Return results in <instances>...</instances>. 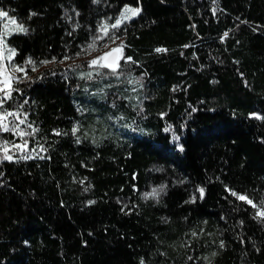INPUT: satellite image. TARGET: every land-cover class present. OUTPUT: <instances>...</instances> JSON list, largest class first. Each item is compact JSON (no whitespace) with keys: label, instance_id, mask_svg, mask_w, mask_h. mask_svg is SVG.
Listing matches in <instances>:
<instances>
[{"label":"trees","instance_id":"1","mask_svg":"<svg viewBox=\"0 0 264 264\" xmlns=\"http://www.w3.org/2000/svg\"><path fill=\"white\" fill-rule=\"evenodd\" d=\"M0 12L26 29L3 47L0 264H264V0Z\"/></svg>","mask_w":264,"mask_h":264},{"label":"rangeland","instance_id":"2","mask_svg":"<svg viewBox=\"0 0 264 264\" xmlns=\"http://www.w3.org/2000/svg\"><path fill=\"white\" fill-rule=\"evenodd\" d=\"M125 14L127 16L132 17L130 12H128V13L124 12V15ZM129 18H127V19H129ZM122 20H124V19H122V17H121V21ZM12 21H15V23H13ZM19 26H20V24H18L16 22V20L14 18L10 17L9 15L0 17V38L3 39V42L5 41V38L7 36H9L10 34L22 33L21 31L18 30ZM111 46L112 45H109V44H106V43H100L98 45V49H97L96 53L98 54V56H100L102 54H103V56H105V54L111 48ZM3 47H4V43H3V46H0V82L4 81V80H7L9 82L7 86H9L10 85L11 75L17 70L16 69H10L7 66L8 63L10 62V60L12 59L13 55H14V51L10 50V49H7V48H3ZM109 56L110 55L106 56V58L103 61L106 62V59ZM158 189L159 188H152L148 192L144 193V196L153 197V196H155L158 193ZM154 190H155V195H151L154 192Z\"/></svg>","mask_w":264,"mask_h":264},{"label":"snow or ice","instance_id":"3","mask_svg":"<svg viewBox=\"0 0 264 264\" xmlns=\"http://www.w3.org/2000/svg\"><path fill=\"white\" fill-rule=\"evenodd\" d=\"M125 12L126 13L130 12L132 16H135V15L138 14L139 9H126ZM6 15H7L6 13L0 12V17L6 16ZM127 18H129V17L126 14L122 16V19H127ZM12 22L15 23V21H12ZM120 24H121V20H117L116 23L112 25V27L113 28H118L120 26ZM18 30L21 31V32H25L26 31V29H24L22 25L19 26V29ZM105 35H107V31H105ZM3 43H4L3 42V39L0 38V46H3ZM120 50H121L120 48H117V49H114L113 51H117L118 52ZM156 51L157 52H160V51H165V50L164 49H156ZM110 54L111 53H106L105 56L99 57L96 60H93L91 63L94 64V65L95 64H98V63H100V61L104 60L106 58V56H108ZM127 59L130 60L131 58H127ZM29 63H31V61H29ZM102 66H109V65H102ZM116 67H118V65L112 66L113 71L116 70ZM17 71H21V69H17ZM2 83H4L5 85H8L9 82L7 80H4V81H2ZM3 90L4 89L0 88V91H3ZM10 95H11L10 93H6V97H10ZM2 104H3V101L0 100V106H2ZM14 115H16V113H12V112H8L5 115H0V131H5V132L10 131V130L15 131V129H9L8 125L4 122L7 119V116H14ZM257 118H259V117H257ZM23 123H25V120H20V124H23ZM28 127L31 128V124H29ZM33 131H35V129H33ZM75 131L76 130L74 129V132ZM56 134L59 135L60 133H56ZM19 135L20 136H25V135H30V133H26V132L20 131L19 132ZM26 143L27 142L25 141V145H26ZM16 147L19 148L20 145H16ZM4 150H5V153H7V148L6 147H5ZM24 158L25 159H29V158H32V157L26 156ZM41 158H43V157H41ZM3 159L11 160L12 157L6 154L3 157ZM199 191H200L201 197H202L204 190L203 189H199ZM231 194L233 196H237V198L239 200L246 201L248 204L252 205V207H257V205L254 204L253 201L250 200V199H248L246 196H244V195H238L235 192H232ZM151 195H155V190H154V192ZM261 204L264 205V201H262ZM257 216H259L262 220H264V211H258L257 212ZM221 246H223V245H221Z\"/></svg>","mask_w":264,"mask_h":264},{"label":"water","instance_id":"4","mask_svg":"<svg viewBox=\"0 0 264 264\" xmlns=\"http://www.w3.org/2000/svg\"><path fill=\"white\" fill-rule=\"evenodd\" d=\"M117 59V53L113 52L110 56L106 59L107 63L110 65H114Z\"/></svg>","mask_w":264,"mask_h":264},{"label":"built area","instance_id":"5","mask_svg":"<svg viewBox=\"0 0 264 264\" xmlns=\"http://www.w3.org/2000/svg\"><path fill=\"white\" fill-rule=\"evenodd\" d=\"M7 85H5L4 83H2V81L0 82V88L4 89Z\"/></svg>","mask_w":264,"mask_h":264}]
</instances>
